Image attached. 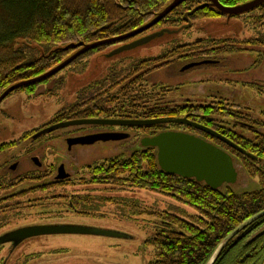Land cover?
<instances>
[{
	"label": "rangeland",
	"instance_id": "rangeland-1",
	"mask_svg": "<svg viewBox=\"0 0 264 264\" xmlns=\"http://www.w3.org/2000/svg\"><path fill=\"white\" fill-rule=\"evenodd\" d=\"M258 14V10H253L233 17L198 18L189 21L188 27H185L188 21L173 27H158L143 36L162 29L172 32L115 55L110 54L120 45L112 46L78 64L68 68L66 66L48 82L40 85L33 95L28 96L25 92L18 91L0 103V143L13 141L27 131L41 130L49 126L56 113L79 101L78 98L85 88L95 83L90 91L84 93L85 101L94 95L101 94L106 98L111 94L117 99L114 104L117 107L123 101L119 91L128 83L127 79H121L131 73L133 66L140 60L159 57L176 46L198 39L242 41L255 38L257 29L264 31V26L256 29L250 23V18ZM1 29L0 25V31ZM15 47L24 50L29 60L38 59L47 51L44 46L27 40H18ZM200 62L201 65L185 70L182 68L191 62L170 64L147 72L144 70L140 72L145 73L142 87L144 91L152 93L155 97L153 101L158 100L156 103L161 106L206 105L219 101L229 107L235 106L241 114L260 124L252 125L256 131L264 133V47L253 46L247 51L210 55ZM108 75L113 81L98 84ZM119 81L121 82L116 84ZM104 129L128 133L129 137L120 141H98L89 146L80 145L71 150L67 148L64 140L66 137ZM171 129L177 128L169 127ZM181 130L171 131L198 136L193 131L184 128ZM236 131L252 137L251 132L242 130L240 126ZM146 134L126 127H67L42 135L38 141H27L0 154V176L55 175L56 168L62 163L72 177H84L86 180L78 186L69 185L66 188L51 184L26 189L25 186L36 185L27 181L15 189L4 190L26 192L20 197L21 204L7 206L0 203V235L23 224L41 221L48 217L47 214L58 217L60 212L63 213L64 207L57 203L58 198L53 195L65 193L70 196L76 191L83 195L89 194V199V196L82 195L84 198H80L79 202L88 200L94 207L89 216H68L70 222L125 235L41 236L23 242L11 252L8 245L0 247V264H149L154 259L155 251L147 241L156 234L159 227L165 226L163 214L170 213L189 220L190 217L197 216L198 212L161 192L135 189L126 176L100 178L91 173L96 164L116 157L127 158L135 151L143 150L139 140ZM32 157L38 158L40 167L34 164ZM15 162L17 167L13 172L8 166ZM233 162L238 173L237 181L232 185H224L221 190L229 188L234 192H241L258 188V180L248 174L240 160L234 157ZM33 197L39 199L31 201V204ZM44 208L49 210L44 211Z\"/></svg>",
	"mask_w": 264,
	"mask_h": 264
},
{
	"label": "trees",
	"instance_id": "trees-1",
	"mask_svg": "<svg viewBox=\"0 0 264 264\" xmlns=\"http://www.w3.org/2000/svg\"><path fill=\"white\" fill-rule=\"evenodd\" d=\"M172 1L0 0L2 27L0 95L12 85L45 74L81 49V47L73 48L72 45L94 44L120 38L86 51L66 68L109 47L119 46L141 37L158 27H173L198 18L227 16L210 5L208 0H185L147 31L125 38L126 35L152 21ZM248 1L250 0H218L225 7H234ZM253 10H258L259 14L250 18L252 27L256 29L263 27L264 4ZM189 12L191 13L188 14ZM186 14L188 16L185 18ZM18 40H27L44 46L47 51L38 59L29 60L24 50L15 47ZM253 46L264 47V31L257 29V37L242 41L198 39L192 43L176 46L159 57L140 60L133 66L132 72L121 79V81L127 79L128 83L119 91L123 101L118 103L117 107L114 105L117 99L111 94L106 98L101 94L94 95L85 101L84 93L90 91L95 83L85 88L78 98L79 101L56 113L51 121V124H55L73 119H155L186 116L193 122L213 129L256 157V159L246 157L197 129L171 123L134 127V129L149 135L169 130V127L177 128L171 130L182 131L181 129L184 128L193 131L199 137L225 150L232 158L237 157L248 174L258 180V188L234 192L229 188L222 191V186L214 190L194 179L167 174L157 164L154 152L156 149L142 146L143 150L135 151L127 158L116 157L102 164H96L91 169V173L96 177L126 176L135 189L161 192L191 206L198 212L197 216H192L189 220L170 213L163 214L165 226L159 227L156 234L147 241L155 251L154 259L149 264H206L216 248L232 231L264 210V133L256 131L252 126L260 125L259 123H254L250 117L241 114L235 106L229 107L220 101L206 105L161 106L156 103L158 100L153 101L155 97L152 93L144 91L142 82L145 73L140 72L170 64L200 62L210 55L247 51ZM57 74L24 85L9 95L23 91L31 96L40 85ZM109 80L112 79L108 75L98 84H105ZM134 92L135 95H132ZM152 102L154 103L151 104ZM239 126L242 130L251 132L252 137L237 132L236 128ZM37 131L39 130L27 131L19 139L3 144L0 146V152L17 147ZM9 187L1 183L0 191ZM263 263L264 216L246 225L234 235L221 249L213 264Z\"/></svg>",
	"mask_w": 264,
	"mask_h": 264
},
{
	"label": "water",
	"instance_id": "water-1",
	"mask_svg": "<svg viewBox=\"0 0 264 264\" xmlns=\"http://www.w3.org/2000/svg\"><path fill=\"white\" fill-rule=\"evenodd\" d=\"M185 0H173L163 11L155 16V18L139 28L138 30L128 34L125 38L134 37L137 34H141L154 25H156L161 19L168 15L173 9L178 5L183 3ZM209 4L216 7L221 13L226 14L227 16L239 15L246 12H249L260 5L264 4V0H250L246 3L234 6V7H225L221 5L218 0H208ZM189 12L188 14H190ZM185 15V18L188 16ZM190 22L188 20L185 27H188ZM172 31L168 29H162L160 31L142 36L140 38L134 39L129 43L123 44L117 49H115L110 55H115L123 51H128L136 47L142 46L150 42L151 40L161 37L164 34H170ZM120 38L111 39L104 42H98L94 44H84L79 43L77 45H72L73 48L81 47L75 54L66 59L64 62L46 72L45 74L28 80L17 83L10 86L0 95V103L14 90L31 83L38 82L47 77H50L68 64H70L75 58L85 53L86 51L101 45L103 43H108L116 41ZM202 62H193L185 65L182 70L189 69L195 66L201 65ZM180 124L192 127L197 129L219 141L226 144L233 150L239 152L240 154L256 159L251 153L230 141L223 135L214 131L213 129L206 127L202 124L193 122L185 117H164V118H155V119H106V118H96V119H73L58 122L44 127L37 133H35L32 138L35 139L39 136L48 134L54 130L75 127V126H86V125H100V126H119V127H145L158 124ZM128 137L126 133L118 132H107V133H98L76 137L68 141L69 146L72 144H81V145H91L98 141H120ZM140 145L144 148H154L156 149V158L159 168L167 173L181 176L185 179H194L199 183H204L211 189H219L223 185H232L237 181V170L233 162V158L222 148L216 146L215 144L193 134L180 132V131H162L153 136H144L140 139ZM32 161L35 165L40 166L38 158L33 157ZM16 165H12L11 169L14 170ZM62 168V167H61ZM61 170V169H60ZM59 177H63L59 171ZM264 216V210L260 213L254 215L241 225H239L234 231H232L224 241L216 248L210 259L206 264H213L219 255L221 249L224 245L236 235L242 228L256 219ZM50 234H90V235H101V236H110V237H125V235L99 228H93L82 225H57V226H30L22 227L11 231L0 237V245L13 242L14 245H17L21 241L40 235H50ZM264 264V263H263Z\"/></svg>",
	"mask_w": 264,
	"mask_h": 264
},
{
	"label": "flooded vegetation",
	"instance_id": "flooded-vegetation-1",
	"mask_svg": "<svg viewBox=\"0 0 264 264\" xmlns=\"http://www.w3.org/2000/svg\"><path fill=\"white\" fill-rule=\"evenodd\" d=\"M104 127L115 128V127H118V126H104ZM37 132H35V133H37ZM107 132L111 133V132H118V131L112 130V129H104V130H101V131L100 130H97V131H92V132L90 131L89 133H82V134L74 135L72 137L71 136L66 137L64 140H65V143L67 145V148L69 150H71L73 147L80 146L81 144H72L71 146H69V144H68V141L69 140L74 139L76 137H80V136L91 135V134H98V133H107ZM35 133H33L26 141H23L17 147L23 145V143H25L27 141H38L39 138H41V136L33 139L32 136ZM118 133H122V132H118ZM126 134H128V133H126ZM146 136H153V135H149V134L147 135L146 134ZM128 137H129V134H128ZM19 138H17V139H19ZM17 139H15V140H17ZM7 143H9V142L0 143V146H2L3 144H7ZM81 146H89V145H81ZM17 147H15V148H17ZM27 147L28 146H26L25 151H27L26 150ZM9 150H12V149L1 150L0 154L5 153V152H8ZM14 164L17 167V162L12 163V164H10L8 166L9 170H11L13 172L15 171L16 168L14 170H12L11 169V166L14 165ZM61 164L56 168L55 175H49V176H47V175H35L34 174V175H23V176L17 175V176H11V177L0 176V184L2 183V184H5V185H9L10 186L9 188H6V189H3V190L0 191V203L1 204H6L7 206L9 204H11V205L21 204L20 197H22L26 191H4V190L15 189L16 187H19L20 185L26 184L27 181L30 182V183H34L36 185H33V186H31V185L25 186L26 189L29 188V187H34V186H38V187L43 186L44 187V185H51V184L57 185V186H59L61 188H66V187H69V185L78 186L79 184H82V183H84L86 181L84 179V177H78L77 179H75L74 177H72L65 170L64 165L63 164L61 165ZM40 166H41V163H40ZM51 169L52 170H50V172L53 171V168H51ZM59 171L61 172L62 175H65V176L59 177L58 176ZM92 181L93 180H91V182ZM64 194L63 193H58L56 195H53V196H57V198H58L57 203L59 205H61L62 208L64 207L63 213L62 212L59 213L60 216L58 215V217H56V216L53 217V216H50V214H47L48 217H46L45 219H43L41 221H33V222H30V223H26V224H23L21 226H18L16 228L10 229V230L5 231L4 233H2L0 235V237L3 236V235H5V234H7V233H9V232H11V231H14V230L19 229V228H22V227H30V226H57V225H77V224H74L73 222H70L71 220H69V217H73L75 215L89 216L90 213H91V211H93L94 205H92L91 201L86 200V202H79V199L80 198L81 199L84 198V197H81L83 195V193H79V192L76 191V192L70 194V196H68L67 194H65V195ZM83 196H89V197H87V199L90 198V195L89 194H85ZM38 199L39 198H34L33 197V199L30 200V203H31V201L38 200ZM44 209H45L44 211H48L49 210L47 208H44ZM65 216L66 217L69 216V217L66 218ZM50 235L54 236V235H58V234H50ZM50 235H40V236L30 237V238H27V239L21 241L17 245H14L13 242H8V243H5V244L0 245V247H2L4 245H8V248L10 249V252H11L12 249L17 248L20 244H22L23 242H25V241H27L29 239H33V238H37V237H41V236H44V237L47 236V237H49Z\"/></svg>",
	"mask_w": 264,
	"mask_h": 264
}]
</instances>
